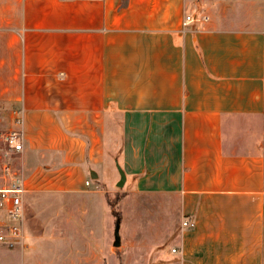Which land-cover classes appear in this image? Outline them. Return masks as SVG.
<instances>
[{
  "label": "crops",
  "instance_id": "obj_1",
  "mask_svg": "<svg viewBox=\"0 0 264 264\" xmlns=\"http://www.w3.org/2000/svg\"><path fill=\"white\" fill-rule=\"evenodd\" d=\"M136 2L0 0V102L23 138L26 249H37L24 233L28 195L91 201L118 166L126 193L179 199L170 249L144 260L264 264V26H219L211 13L184 28L122 19ZM65 212L78 236L84 218ZM63 240L53 264H106L95 239ZM23 251L17 264H43Z\"/></svg>",
  "mask_w": 264,
  "mask_h": 264
},
{
  "label": "rangeland",
  "instance_id": "obj_2",
  "mask_svg": "<svg viewBox=\"0 0 264 264\" xmlns=\"http://www.w3.org/2000/svg\"><path fill=\"white\" fill-rule=\"evenodd\" d=\"M121 1L126 3L127 0ZM135 1H137L133 9L135 15L128 16L125 13L124 15L128 18H123L124 16L121 18L137 22L136 17L141 16L140 22H137L141 25L174 26L183 19L180 26L182 28L186 16L197 21L202 20L206 13H211L219 26L254 28L264 26V0ZM138 1L142 2L138 3ZM134 18L136 20H133ZM13 108L10 103L0 102V163H6L16 169L18 166L16 155L4 142V136L16 130L18 117ZM115 169L114 172L112 169L113 177L99 180L103 184L101 188L104 192L94 194L91 201L85 194H43L34 197L28 195L24 210V233L28 237L26 242L28 244L31 242L37 249L33 251L26 249L28 246L24 244L23 256L38 255L43 264H53L69 247V244L63 240L66 236L74 241L78 239L79 243L91 241V239L98 241L103 247L106 264H153L155 262L153 256L147 258L148 261L144 260L148 252L149 255L151 253L155 255L160 249L161 251L169 250V242L164 244L166 242L164 235L166 230L169 231L168 236L172 238L177 234L180 223L179 199L168 194L126 193L124 189H127L130 184L127 183L124 189L116 187L119 177L115 183L114 179L117 175L119 176V173L117 167ZM99 181L92 180L90 177L88 179L92 186L97 182L99 184ZM66 210L70 211L71 218L75 221L74 225L81 218H84L86 222V227L78 236L73 225L64 224V220L68 218ZM112 210L115 211L117 218L112 214ZM41 222H43L42 225ZM58 226L64 227L65 230L55 234V228ZM115 231L119 241L123 242L125 239V245L130 243V246L128 244L120 252L117 250L118 247L113 246ZM23 249L0 248V264H17L16 250Z\"/></svg>",
  "mask_w": 264,
  "mask_h": 264
},
{
  "label": "built area",
  "instance_id": "obj_3",
  "mask_svg": "<svg viewBox=\"0 0 264 264\" xmlns=\"http://www.w3.org/2000/svg\"><path fill=\"white\" fill-rule=\"evenodd\" d=\"M194 21L195 19L186 16L183 28ZM202 21H207V18L204 17ZM18 122L19 119L16 124ZM4 142L14 154L21 153L23 150V138L17 129L6 134ZM85 185H88V182H85ZM25 192L26 180L21 171L17 168L13 169L6 163H0V248L9 250L24 248L22 199ZM188 224V221L182 223L183 226ZM172 252L175 250L172 249Z\"/></svg>",
  "mask_w": 264,
  "mask_h": 264
},
{
  "label": "water",
  "instance_id": "obj_4",
  "mask_svg": "<svg viewBox=\"0 0 264 264\" xmlns=\"http://www.w3.org/2000/svg\"><path fill=\"white\" fill-rule=\"evenodd\" d=\"M117 170H118V173H119V180H118V182L116 184V187L122 188L123 184L125 182V174L123 173V171L118 166H117ZM90 176L92 177V179H95L97 177L94 172H91ZM113 246L114 247H118L119 246V238H118V235H117V231H115V241H114Z\"/></svg>",
  "mask_w": 264,
  "mask_h": 264
},
{
  "label": "trees",
  "instance_id": "obj_5",
  "mask_svg": "<svg viewBox=\"0 0 264 264\" xmlns=\"http://www.w3.org/2000/svg\"><path fill=\"white\" fill-rule=\"evenodd\" d=\"M108 205L110 206V208L112 209V206L108 203ZM112 214L117 218V216L115 215V211L112 210Z\"/></svg>",
  "mask_w": 264,
  "mask_h": 264
}]
</instances>
